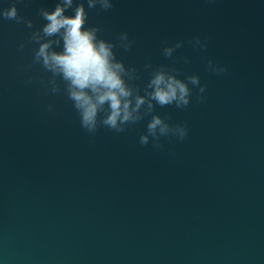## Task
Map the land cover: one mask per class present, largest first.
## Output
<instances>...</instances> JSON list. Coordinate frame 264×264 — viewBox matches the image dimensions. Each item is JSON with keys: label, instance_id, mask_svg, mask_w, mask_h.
<instances>
[{"label": "water", "instance_id": "water-1", "mask_svg": "<svg viewBox=\"0 0 264 264\" xmlns=\"http://www.w3.org/2000/svg\"><path fill=\"white\" fill-rule=\"evenodd\" d=\"M56 3L16 5L33 29L0 20V264H264V0H113L89 10L103 38L135 40L114 51L139 69L141 88L144 66L171 65L163 42L177 40L181 78L207 85L202 103L193 88L185 109L156 106L189 129L183 141L162 137L160 150L139 143L147 118L92 137L65 96L45 95L38 78L25 84L40 74L20 71L32 59L29 35L46 23L39 9ZM194 36L208 38L206 52L187 43ZM207 59L229 71L209 72Z\"/></svg>", "mask_w": 264, "mask_h": 264}, {"label": "clouds", "instance_id": "clouds-1", "mask_svg": "<svg viewBox=\"0 0 264 264\" xmlns=\"http://www.w3.org/2000/svg\"><path fill=\"white\" fill-rule=\"evenodd\" d=\"M31 0H13L9 7H0V20L14 21L33 29L31 19L21 15L17 4L27 6ZM85 2L88 8H85ZM108 11L113 8V0H57L53 10L39 9L40 17L46 21L40 28L31 31L28 43L32 45V59L20 69L21 72L38 66L39 76L31 75L24 82L31 84L39 79L45 95H63L71 102L79 118L80 127L94 137L100 128L121 134L147 118L146 130L139 136V143H150L156 150L164 147L161 138L183 141L188 136L186 124L169 122L170 117L161 116L156 106L187 108L193 100V88L198 89L196 103L205 100L207 85L201 84L198 74L181 78L180 70L175 67L173 56L184 45L183 40L169 44L164 41L162 54L172 59L171 65L161 64L155 68L151 64L147 83L141 88L139 69L126 66L117 58V47L128 52L135 40L127 32H120L115 41L100 36L102 29L88 24L89 10ZM71 9V15L67 10ZM194 49L206 52L208 38L194 36L187 41ZM20 49L25 44L19 45ZM185 62L186 58H185ZM207 70L217 76L229 71L226 64L212 59L206 60ZM191 85V87H190ZM52 110V105H48Z\"/></svg>", "mask_w": 264, "mask_h": 264}]
</instances>
